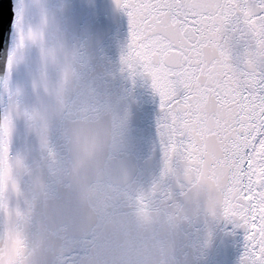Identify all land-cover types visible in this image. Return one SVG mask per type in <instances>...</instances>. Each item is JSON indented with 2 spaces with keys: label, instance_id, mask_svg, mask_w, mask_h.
Here are the masks:
<instances>
[{
  "label": "clouds",
  "instance_id": "clouds-1",
  "mask_svg": "<svg viewBox=\"0 0 264 264\" xmlns=\"http://www.w3.org/2000/svg\"><path fill=\"white\" fill-rule=\"evenodd\" d=\"M14 24L0 81V264H192L189 236L219 210L215 186L184 175L177 200L145 182L143 136L105 76L99 32L59 0H23Z\"/></svg>",
  "mask_w": 264,
  "mask_h": 264
},
{
  "label": "snow or ice",
  "instance_id": "snow-or-ice-1",
  "mask_svg": "<svg viewBox=\"0 0 264 264\" xmlns=\"http://www.w3.org/2000/svg\"><path fill=\"white\" fill-rule=\"evenodd\" d=\"M115 3L129 24L122 62L147 75L159 97L165 171L179 154L186 178L215 186L220 213L245 231L240 264H264V0ZM233 22L254 44L242 73L220 43Z\"/></svg>",
  "mask_w": 264,
  "mask_h": 264
},
{
  "label": "water",
  "instance_id": "water-1",
  "mask_svg": "<svg viewBox=\"0 0 264 264\" xmlns=\"http://www.w3.org/2000/svg\"><path fill=\"white\" fill-rule=\"evenodd\" d=\"M255 4L257 0H248ZM23 0H0V81L7 72V60L12 50V41L17 36L14 15ZM78 26H88L101 34V58L105 65V76L116 80L129 98L133 123L144 140L140 156L143 179L148 185L159 182L166 193L177 200L187 190L184 179V164L179 154L173 156L170 171H165V151L168 138L161 127L163 113L158 95L154 92L150 78L136 68L130 70L122 62L129 45V24L125 10L116 6L115 0H59ZM220 43L229 55V62L238 72L247 71V53L254 50L251 38L236 22L226 26ZM264 76V64L257 66ZM6 97L0 98V115L5 108ZM203 210V209H202ZM245 231L236 221L225 219L220 211L204 213L201 221L192 229L190 259L192 264H240L245 251Z\"/></svg>",
  "mask_w": 264,
  "mask_h": 264
}]
</instances>
